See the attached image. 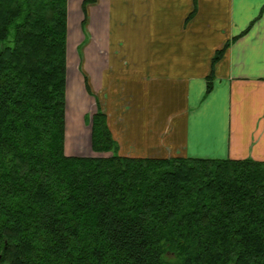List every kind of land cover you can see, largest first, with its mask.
<instances>
[{"label":"trees","instance_id":"trees-1","mask_svg":"<svg viewBox=\"0 0 264 264\" xmlns=\"http://www.w3.org/2000/svg\"><path fill=\"white\" fill-rule=\"evenodd\" d=\"M65 38L66 0H0V264H264V161L121 156L98 104L109 156L66 155Z\"/></svg>","mask_w":264,"mask_h":264},{"label":"crops","instance_id":"crops-1","mask_svg":"<svg viewBox=\"0 0 264 264\" xmlns=\"http://www.w3.org/2000/svg\"><path fill=\"white\" fill-rule=\"evenodd\" d=\"M65 55L66 155L98 104L121 156L264 161V0H66Z\"/></svg>","mask_w":264,"mask_h":264},{"label":"rangeland","instance_id":"rangeland-1","mask_svg":"<svg viewBox=\"0 0 264 264\" xmlns=\"http://www.w3.org/2000/svg\"><path fill=\"white\" fill-rule=\"evenodd\" d=\"M87 94H88L89 96H92L93 98H95V99L98 100V97H97L95 94H92L91 92H87ZM81 115H82V114H81ZM82 121H83V124H84V127H85V128L87 127V124H90V113H89V112L84 113V115L82 116ZM89 130H90V127L87 128V129L85 130L86 133H87V135H88V139H87V146H88V149L90 148ZM88 140H89V142H88ZM88 143H89V145H88ZM77 155H78V154H77ZM77 155H75V156H77ZM82 155H83V156H87V157H107V156H109L108 154H96V153H94V152L91 151V148H90V152H89V153H87V152L85 151V153L82 154ZM73 156H74V155H73Z\"/></svg>","mask_w":264,"mask_h":264}]
</instances>
